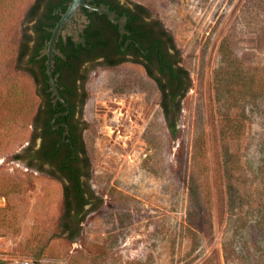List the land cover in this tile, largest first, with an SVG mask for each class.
I'll use <instances>...</instances> for the list:
<instances>
[{
  "label": "rangeland",
  "instance_id": "1",
  "mask_svg": "<svg viewBox=\"0 0 264 264\" xmlns=\"http://www.w3.org/2000/svg\"><path fill=\"white\" fill-rule=\"evenodd\" d=\"M34 1L0 0V188L20 185L0 196V264H264V0H123L172 35L191 87L174 138L142 66L84 67L75 117L90 165L83 180L102 203L73 243L58 226L61 181L27 168L26 154L13 158L39 104L25 59L16 63ZM225 39L233 68L256 76L235 84L229 110L218 105L215 81ZM16 94L29 105L14 113ZM224 113L234 118V139L220 130Z\"/></svg>",
  "mask_w": 264,
  "mask_h": 264
},
{
  "label": "trees",
  "instance_id": "2",
  "mask_svg": "<svg viewBox=\"0 0 264 264\" xmlns=\"http://www.w3.org/2000/svg\"><path fill=\"white\" fill-rule=\"evenodd\" d=\"M70 0H35L27 12V22H32L30 28L24 29L16 56L17 66L23 60L26 66L24 70L38 86L39 104L31 119V131L28 143L22 153L14 155L15 160L21 161L23 155H27L26 167L39 173H48L62 183V212L59 219L60 234L65 235L69 242L80 239L82 223L89 212L95 211L102 203L95 195L84 178L89 179V160L83 141V128L74 117L78 108L85 103L84 84L86 75L81 67L86 62L105 56L102 63L108 67H115L130 61L143 67L147 76L155 83L159 93V106L170 135L175 138L178 132V119L181 113V101L191 87L188 71L180 65L179 51L172 35L158 21L154 20L151 28L147 24L137 25L134 21V13L127 12L128 22L125 30L129 33L130 45L135 49L134 58H112L104 50L107 48L108 39L104 27L109 26L107 17L97 12H89L82 8L90 23L79 34V40L74 41L70 36L66 40L60 36L55 44L56 53L53 55V76L59 91L68 104L70 111L67 115L56 114L66 111V106L61 103L51 90L46 71L45 50L51 32L62 13L67 9ZM107 0H92L94 5L107 4ZM146 16L149 11L142 5H137ZM103 26V27H102ZM28 30L31 33H28ZM116 41L119 39L118 31L113 35ZM124 42V40H123ZM117 53H121L122 45L117 44ZM125 54V53H123ZM221 67L215 73L217 84V102L221 106H231L236 101V83L241 82L244 86L255 82L254 73L243 71L241 68H233L232 53L229 49L228 39L220 45ZM77 82H79L77 84ZM78 85V86H77ZM264 86V81L262 85ZM8 111L22 112L23 106L29 103L19 94L12 98ZM218 107V112H219ZM228 113H224V117ZM76 115V114H75ZM223 115V114H222ZM222 117L220 130L224 138L234 139V118ZM13 126L19 118H12ZM54 125H59L53 128ZM1 120V119H0ZM11 122V121H10ZM2 124V123H1ZM62 124V125H61ZM23 126V125H21ZM40 141L37 144V141ZM38 145V146H37ZM49 163L50 168L44 169L43 164ZM86 170V172H85ZM5 176L0 175V178ZM8 176H6L7 178ZM20 185L7 182V187L0 188V196L18 192ZM230 184L227 183L229 191ZM228 191L226 192L229 196ZM95 200L99 205H95ZM89 206L87 209L86 207ZM264 224V217L261 221Z\"/></svg>",
  "mask_w": 264,
  "mask_h": 264
},
{
  "label": "flooded vegetation",
  "instance_id": "3",
  "mask_svg": "<svg viewBox=\"0 0 264 264\" xmlns=\"http://www.w3.org/2000/svg\"><path fill=\"white\" fill-rule=\"evenodd\" d=\"M91 1L92 0H88L89 3ZM107 1L108 2H107L106 5L105 4H101L99 6L90 3V4L94 5V6L102 7L104 9H106L112 15L114 20H118V21L121 22V27H120V24L118 22L111 21L105 14H103V15H105L107 17L108 21L110 22L109 26L107 25V27H104L105 28L104 32H105V34L107 36V39H108L107 48L104 50V53L107 54V55H109V54L112 55L113 56L112 58H115V59H121L122 57H125L126 59H132V58H134V54L136 53V51L130 45V41L131 40L127 39V36L129 34L125 30V26H126V24L128 22L127 12H130L131 14L134 13L136 15L134 17V21L136 22L137 25L147 24L148 27L150 26V28H151V25H152L154 20H152L150 18V16H146L143 13V11L140 8L137 7V4L129 5V4H126L123 0H107ZM91 12H96V11H91ZM81 13L86 16V14L83 12L82 8H81ZM86 20H87V23H83L84 27H82L81 29L77 27L78 39L74 40V35L70 36L74 41H78L79 40V34L82 33L83 29L90 23V21L88 20L87 16H86ZM116 31H118V34H119L118 41H116L115 36H113ZM67 36H69V35H67ZM66 37L63 38V39L66 40ZM123 40H124V42H123ZM117 44L122 45L121 53H117V51H116L117 46H118ZM123 53H125V54H123ZM105 60H106L105 56H103L101 58H98V59L94 60L93 62L84 63L82 65V67H81L82 73H83L84 67L86 65H90V64H92V63H94L96 61L103 62ZM127 62H130V61H127ZM124 63H126V62H124ZM78 83L79 82H77V84ZM75 114H74V117H76ZM58 126L59 125H57V127ZM43 168L49 169L50 168V164L49 163H44L43 164Z\"/></svg>",
  "mask_w": 264,
  "mask_h": 264
},
{
  "label": "water",
  "instance_id": "4",
  "mask_svg": "<svg viewBox=\"0 0 264 264\" xmlns=\"http://www.w3.org/2000/svg\"><path fill=\"white\" fill-rule=\"evenodd\" d=\"M81 8H86L90 12L96 11L100 14H105L111 21L118 22L121 27V22L118 20H114L112 15L104 8L97 7L88 2V0H70L67 9L64 13H62L59 21L53 28L51 32L50 39L48 41L47 49L45 50V54L47 56L46 59V71L48 75V81L51 86V90L53 91V94L56 96V99H58L61 103H63L66 106V111L61 112L59 114H56L54 119L58 116L66 115L69 113L70 108L64 98L62 97L56 78L53 76V55L56 53L55 50V44L61 35L63 38H65L67 35L72 36L74 35V40L78 39V28L84 27L83 23H87L86 16L81 13ZM78 23V24H77ZM79 25V26H78ZM54 119L52 120V124L54 123ZM53 128H57V125L53 124Z\"/></svg>",
  "mask_w": 264,
  "mask_h": 264
},
{
  "label": "built area",
  "instance_id": "5",
  "mask_svg": "<svg viewBox=\"0 0 264 264\" xmlns=\"http://www.w3.org/2000/svg\"><path fill=\"white\" fill-rule=\"evenodd\" d=\"M18 264H32V263L27 260H24V261L19 262Z\"/></svg>",
  "mask_w": 264,
  "mask_h": 264
}]
</instances>
